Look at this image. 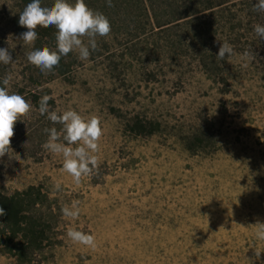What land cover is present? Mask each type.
Returning <instances> with one entry per match:
<instances>
[{
	"label": "rangeland",
	"instance_id": "obj_1",
	"mask_svg": "<svg viewBox=\"0 0 264 264\" xmlns=\"http://www.w3.org/2000/svg\"><path fill=\"white\" fill-rule=\"evenodd\" d=\"M143 1L85 0L107 17L110 34L96 37L87 60L78 50L67 54L65 74L38 78L26 59L30 45L10 32L0 0V48L13 57L0 63V87L32 104L0 158V188L39 185L57 227L53 244L29 264H264V242L250 226L264 222V40L254 31L264 11L253 7L257 0H211L215 8L159 30L147 18L151 4L190 11L206 0ZM225 42L234 54L221 60ZM45 95L49 111L100 118L99 167L79 185L62 171V156L43 147L44 129L63 127L39 113ZM137 119L158 130L135 136ZM195 132L206 139L192 154L186 145ZM59 142L66 143L62 133ZM73 201L75 220L61 211ZM69 228L94 235L96 247L72 242ZM0 264L19 263L0 253Z\"/></svg>",
	"mask_w": 264,
	"mask_h": 264
},
{
	"label": "clouds",
	"instance_id": "obj_2",
	"mask_svg": "<svg viewBox=\"0 0 264 264\" xmlns=\"http://www.w3.org/2000/svg\"><path fill=\"white\" fill-rule=\"evenodd\" d=\"M111 7V0H108ZM256 10L264 11V0H257L253 5ZM19 26L27 29L21 33L18 40L25 45H32L37 40L36 29L53 26L56 29V50L43 47L26 54L27 61L38 67L42 72H51L58 66L61 57L73 50H78L79 58L87 60L90 49L97 47L96 37H105L111 32V24L107 17L90 9L85 0H75L70 4L67 0H54L51 7H42L41 0H31L19 14ZM257 36L264 40V25L257 24L254 27ZM83 37H87L85 44ZM234 54L233 47L227 42L220 45L216 57L225 59ZM251 54L245 51L241 58L249 59ZM13 57L7 48H0V63L9 64ZM247 66V65H245ZM10 77L3 80V84H9ZM50 96L45 95L39 100L38 111L41 115L47 113V118L53 123L61 124V132L56 128L44 129L48 133V139L43 147L53 154L63 158L62 171L69 174L77 185L82 177L90 176L99 167V160L95 153L99 152V141L103 136L100 118L96 115L85 119L74 110H66L62 114L49 111L48 101ZM32 110V104L20 94H10L6 87H0V158L9 153L11 138L14 136V124L21 117L26 116ZM61 133L66 143L59 142ZM73 145H78L73 147ZM19 159V157H16ZM59 190L60 185L57 184ZM79 202L73 201L71 206H64L62 214L73 220L80 215ZM5 210L0 207V216L5 215ZM255 229V237L264 242V222L257 220L250 225ZM244 227V226H241ZM67 237L74 243L91 248L96 247V239L92 234L69 228Z\"/></svg>",
	"mask_w": 264,
	"mask_h": 264
},
{
	"label": "trees",
	"instance_id": "obj_3",
	"mask_svg": "<svg viewBox=\"0 0 264 264\" xmlns=\"http://www.w3.org/2000/svg\"><path fill=\"white\" fill-rule=\"evenodd\" d=\"M51 0H41L42 7H51ZM143 1V0H142ZM170 0H154L151 2L159 3ZM31 0H7L8 26L10 32L19 37V35L27 29L19 26V14ZM144 3V1H143ZM150 5L152 14H148L147 18L150 21L152 29L164 30L166 26L174 24L178 26V22L194 16L201 11L215 8L214 1L206 0V5L201 9L195 7L193 10L185 8L160 7ZM158 12H161L159 14ZM37 40L30 45V51L48 47L51 50H56V29L53 26L44 28L38 26L36 29ZM232 34V31H231ZM34 66V65H33ZM35 72L38 78L43 72L36 66ZM70 67L67 56H62L58 66L54 67L52 74L63 75ZM30 76L28 80H32ZM37 78V77H36ZM33 84H40V81H33ZM33 102L38 100L37 95L28 93ZM158 130V124L148 120H135L130 126V132L135 136H150ZM205 135L201 132H195L190 137L187 143V150L195 154L200 148L205 146ZM0 207L5 210V215L0 216V253L15 258L19 264L31 263L37 255L45 248L52 245L56 234V225L49 219L53 214L52 199L42 190L39 185H30L21 191H14L11 194H5L0 188Z\"/></svg>",
	"mask_w": 264,
	"mask_h": 264
}]
</instances>
